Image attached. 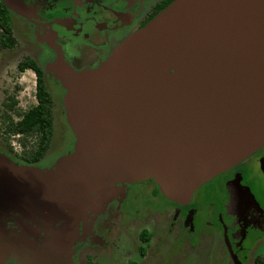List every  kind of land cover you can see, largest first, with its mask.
Wrapping results in <instances>:
<instances>
[{
    "label": "water",
    "instance_id": "obj_1",
    "mask_svg": "<svg viewBox=\"0 0 264 264\" xmlns=\"http://www.w3.org/2000/svg\"><path fill=\"white\" fill-rule=\"evenodd\" d=\"M52 71L74 149L48 170L0 155V221L52 231L59 256L114 185L153 180L185 205L264 148V0H174L98 68Z\"/></svg>",
    "mask_w": 264,
    "mask_h": 264
},
{
    "label": "flooded vegetation",
    "instance_id": "obj_2",
    "mask_svg": "<svg viewBox=\"0 0 264 264\" xmlns=\"http://www.w3.org/2000/svg\"><path fill=\"white\" fill-rule=\"evenodd\" d=\"M173 1L19 0L21 4L19 14L10 10V18L13 25L17 20L24 25L25 29L31 28L27 31L34 38V44H37L36 48H38L39 53L43 50L39 45L40 43L44 42L51 46L45 54L46 62H40L45 73V84L50 92L55 90L54 87L56 86V92L64 97L65 92L60 93L58 86L61 84L52 71V66L59 58L64 59L77 72L98 68L111 57L118 46L145 27ZM37 58L43 59V56ZM22 61L17 65L18 70H20L19 64ZM35 61L38 63L39 59ZM8 68L9 64H4L2 69ZM20 72L22 71L20 70ZM8 74L7 71L0 76V80L4 84L10 82V79L7 78ZM0 94L5 97L2 107L10 113L9 109L14 106H12L13 103L9 105L7 102H10L13 93L6 86L0 90ZM12 102L14 101L12 100ZM61 104L63 106L64 124L67 123V117L63 101ZM50 106H52V101ZM24 115L18 118L16 122L12 121L11 123L20 122ZM7 119H9V115L3 111L0 125H4V120ZM11 123L6 124L2 130L3 135H22L25 139L27 135L25 133L13 134L9 132L8 128ZM38 127L36 126L35 129L29 131V135L38 136V141L31 150L24 152L28 154L27 156H22L20 153L18 155L10 154L6 145V139H8L6 137L1 139L0 155L18 165L48 170L55 167L60 158L73 151L75 137L65 134L64 127H62L63 132L59 131L58 133L57 127L53 123V136L50 145L44 155H39L42 132ZM64 148L66 151L61 156H57L54 160L50 158L52 153ZM263 149L197 189L190 202L185 205L166 198L153 180L116 184L112 188L110 202L104 210V214L98 217L96 221V228L98 232L107 230V234H109L113 228L112 232L115 230L118 220L128 216L141 217L143 220L144 217L155 213V210L151 208L157 207L161 211L158 214L164 212V219L167 218L168 221L164 220L157 227L155 222L160 215L158 218H150L145 223V229L138 236L140 244L137 246L136 252L129 256L137 261L129 260L128 264H169L181 253L182 247L192 246L193 239L198 240L197 244H203V240L213 236L223 238L228 252H231L229 257L232 264H250L248 258L249 255L251 256L252 249L256 244L260 246L264 243V227H256L249 223L248 216L245 214L246 201L256 205L258 213H261V221L264 222V199L258 200L264 196V192L253 191L252 185L244 183L242 180L247 182L249 175L247 171H250L249 164H251V160L254 159L255 161L256 158L257 161L254 162V166H257L261 173V175H257L260 177L258 185L264 187ZM45 161L46 163L40 166ZM239 183L249 184L252 192L255 195L259 194L257 200L251 195L243 198ZM221 189L223 191H220ZM143 190H146V194L141 195ZM208 196L212 197V202L210 207L206 208L205 200ZM162 198L174 204L179 213H177L176 208L173 213L167 207H163ZM209 209L211 210L209 211ZM139 222L134 224L137 225ZM87 224L86 218L80 222L78 227V237L83 235L86 238L82 243L85 245H81V248L85 247V249L80 251L79 247L72 264H76L75 262L81 259L80 253L90 245L93 247H90V250L83 256L85 264H101L99 260L105 258L106 254L113 255L114 250L106 246L107 234L103 232L101 236H92L90 226ZM48 232L52 233L50 230ZM53 236L56 235L53 233ZM46 237L49 238L50 236L46 229H41L39 224H32L27 221H0V264H41L38 261H42L43 258L48 260L46 264L64 263L67 254L59 256L52 251L47 254ZM160 237H162L161 240H159ZM157 241H161L160 247L156 246ZM263 248L261 247V249ZM259 256L260 254L257 253L254 264H264V260H258ZM113 264H115L114 261Z\"/></svg>",
    "mask_w": 264,
    "mask_h": 264
},
{
    "label": "rangeland",
    "instance_id": "obj_3",
    "mask_svg": "<svg viewBox=\"0 0 264 264\" xmlns=\"http://www.w3.org/2000/svg\"><path fill=\"white\" fill-rule=\"evenodd\" d=\"M17 19L19 18L17 17ZM29 29L31 28L25 29L24 25L21 22L16 20L13 25V36L16 39V45L13 48H1L0 46V76L3 73L8 71L9 74L7 75V78L10 79V82H5V84L2 80H0V90L4 89L6 86L9 87L13 95L10 97V102H7V103L9 105L10 103L11 104L13 103L12 106H14L13 108L9 109L10 113L6 109H4L2 106H3V101H5V97H3L2 94H0V118H1V114L3 111H5L6 114L9 115V119L4 120L5 124L2 126L0 125L1 126L0 127V131H1L0 143L3 137L8 138L6 139V143H7L6 145L10 150V154L18 155L20 153L22 156H27L28 154H25L24 152L29 151L31 150L32 147L36 146L37 141H38V136H36L35 134L29 135L28 133L26 135V138L23 139L24 137L22 135L21 136H18V135L5 136L3 135L4 132H2V130L6 127V124L8 122L10 123L12 121L16 122V120H18V118L24 115L25 112H28L32 107L36 106L38 104V100L36 97L37 88H36L35 73L30 69H26L20 72V70H18L17 65L20 61L31 56V58H34L35 60L39 59L37 64L38 66L42 68V65L40 64V62L42 61L44 63L46 62L47 59L45 57V54L51 48L50 45L44 42L40 43L39 45L42 47L43 50L40 51L41 53H39L38 48H36L37 44L36 45L34 44L35 42L34 38L30 34V32L27 31ZM38 56H43V59L37 58ZM4 64H9V68L6 70H3L2 68L4 67ZM61 86L60 85L58 86L60 93H62L63 91L66 92L64 87L63 86L61 87ZM54 89L55 90H52V92L49 91L52 98L54 97L51 100L52 101L51 122L52 124L54 123V125L57 127L56 131L58 133L59 131L62 133L63 132L62 127H64L65 134L75 137L68 123L63 124V122L65 121L63 117V106L61 102L64 101V97L61 96V94H58V92H56V86L54 87ZM12 100L14 102H12ZM65 151H66V148H64L63 150L61 149V150L55 151L54 153L50 155V158L54 160L57 156L59 155L61 156L63 152ZM251 161H252L250 162L251 164H249L250 171H247V173H249L247 177L248 178L247 182L245 180H242V181L244 183H250L253 187V191L260 192V193L264 192V187L258 185L260 177H258L257 175L259 174L261 175V173L257 169V166H254V162L257 161V159L255 158V161L254 159ZM45 163L46 161L42 162L40 166H42ZM238 185L242 189L240 193L243 194V198L251 195L257 200V197L259 194L255 195L252 192L251 186L249 184L243 185L239 183ZM220 191H223V189H221ZM141 193H142L141 195L146 194V190H143ZM262 199H264V196H261V198H259L258 200H262ZM161 200H162L163 207H167L170 212H173V213L175 212V208L177 209V207L174 206V204H172L170 201L165 200L163 198ZM211 202H212V197L208 196L207 200H205L206 208L210 207ZM108 203L99 212L91 213V214L89 213L87 216V222H88L87 226L88 225L90 226V233L92 236L94 235L101 236L103 232H105V234L108 233L107 230L103 232L101 231L98 232L96 228V221L98 217L104 214V210L106 209ZM246 203L247 205L245 208V214L248 216L249 223L253 226L263 228L264 222L261 221V213H258L256 205L253 204V202L246 201ZM151 209H154L155 213L153 215L144 217L143 220H141V217H132V216H128L125 219L118 220L117 225H115V230L112 232V230L114 229L113 228L110 231V233L107 234V237H106V242H107L106 246L107 248L110 247L114 250L112 252L114 256L110 254L109 255L106 254L105 258L99 260V263L113 264V261H114L115 264H128L129 260L137 261L135 258L129 257V256L132 253L136 252V248L140 244L138 236L140 235L141 231L145 229V223L149 221L150 218L152 219L158 218L160 215L161 216L156 220L157 222H155L157 227L159 226V223L161 225V222H163L164 220L168 221L167 218L164 219V212H162V214H158L161 211L157 207L151 208ZM210 210L211 209H209V211ZM178 211L179 210L177 209V213H179ZM136 222H139V224L135 225L134 223ZM46 232L50 236L49 238L47 237L45 238L47 242V249H48L47 254H49L52 251L53 246H55V241H53L54 239L53 232L51 234L47 230ZM161 239L162 237L159 238V240ZM85 240L86 238H84L83 235L78 237L77 241L72 245L71 250L68 252L69 255L67 254V259L64 260V263H60V264H72L75 260V256H76L77 251L79 250V247H80V251L82 249H85V247L81 248L83 245H85V243L82 245L83 241ZM114 243L115 245H112ZM197 243H198V240L193 239L192 246L189 245L188 248L182 247L181 253H179L176 256V258L171 260L169 264H232L230 261V257H229V254L231 255V252L230 251L228 252L223 238L217 237V236L207 237L205 240H203V244H197ZM160 244H161V241L160 242L157 241L156 246L160 247L161 246ZM263 246H264V243L260 246L258 244L254 246V248L251 251L252 253L250 252L251 256L249 255V258H248L250 264H254L256 260L255 256H257V253L260 254V256L258 257V260H264ZM90 247H93V245H90L86 250L80 253L81 259L76 261L75 262L76 264H85L84 262L85 258L83 256L87 251L90 250ZM173 247H174V244H173ZM261 247L263 249H261ZM258 248L260 250H257ZM116 257H119V258L117 259ZM47 262L48 260L47 259L44 260V258L42 259V261L40 260L38 261V263H41V264H46Z\"/></svg>",
    "mask_w": 264,
    "mask_h": 264
},
{
    "label": "trees",
    "instance_id": "obj_4",
    "mask_svg": "<svg viewBox=\"0 0 264 264\" xmlns=\"http://www.w3.org/2000/svg\"><path fill=\"white\" fill-rule=\"evenodd\" d=\"M11 12L8 10L2 0H0V46L1 48H13L16 45V39L13 36V23L10 18ZM19 69L24 71L26 69L32 70L36 75V97L38 104L30 109L24 118L18 123H11L9 125V132L13 134L25 133L28 134L30 130L38 129L42 132V140L39 155H44L47 151L52 136V122H51V106L50 102L52 96L48 91L45 80L44 71L38 66L32 58H26L19 64ZM144 236V235H143ZM145 237V236H144ZM146 238V237H145Z\"/></svg>",
    "mask_w": 264,
    "mask_h": 264
}]
</instances>
